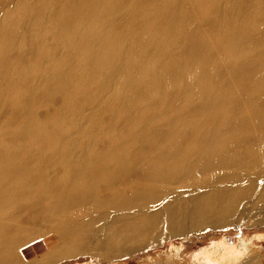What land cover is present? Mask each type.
<instances>
[{
  "label": "bare ground",
  "instance_id": "obj_1",
  "mask_svg": "<svg viewBox=\"0 0 264 264\" xmlns=\"http://www.w3.org/2000/svg\"><path fill=\"white\" fill-rule=\"evenodd\" d=\"M229 1L20 0L4 12L0 264L38 238L48 258L93 209L152 211L169 186L192 185L198 212L238 200L237 170L264 162V0ZM55 94L62 104L38 120Z\"/></svg>",
  "mask_w": 264,
  "mask_h": 264
},
{
  "label": "rangeland",
  "instance_id": "obj_2",
  "mask_svg": "<svg viewBox=\"0 0 264 264\" xmlns=\"http://www.w3.org/2000/svg\"><path fill=\"white\" fill-rule=\"evenodd\" d=\"M29 1L37 3L39 0ZM230 1L244 3L246 0ZM19 2L20 0H0V20L5 17L6 11ZM226 5H223L224 8ZM28 23L29 21L21 27L23 35ZM203 24L202 22L204 27ZM29 50L27 54L31 57L32 52ZM13 54L16 56L17 51L14 50ZM112 87L114 88L109 86L105 90L104 97L112 93ZM39 101L35 116L38 120L47 122L62 104V97L55 94ZM3 104L0 106V133L9 114ZM96 104L97 102L83 109L84 117L81 122L84 126L93 118L85 115L92 113L98 107ZM75 133L71 131V135ZM11 136V133L6 135L7 138ZM224 170L220 173H225ZM234 170L229 169L228 172L235 174ZM236 174L244 178L241 182L242 192L238 200L228 206L207 213L195 211L199 203L194 198L192 185L169 186L166 188L169 191L166 192L170 197L164 198L165 195L161 196L158 191L150 196L149 200L153 202L149 210L152 211L145 213H156L157 217L149 227H136L145 215L139 204L133 209L122 211L111 210L113 208L110 207L108 215H100V212L93 209L94 216L78 218L71 241L55 240L56 243H52L53 249L46 257L47 260L41 256L47 251L48 239L38 238L19 247L16 255L8 252V262L17 264L15 256H18L19 262L23 264L31 261H36L35 264H264V162L252 160L249 171L237 170ZM122 177L117 176L115 180L119 182ZM102 186L106 187L104 180L98 185L99 188ZM229 186L233 188L232 185ZM168 203L174 208V212L161 211ZM173 214L176 217L174 219L171 217ZM231 250L237 252V257L232 256Z\"/></svg>",
  "mask_w": 264,
  "mask_h": 264
}]
</instances>
